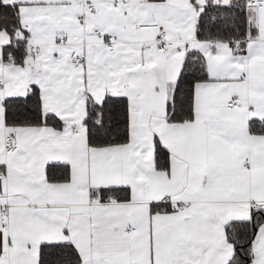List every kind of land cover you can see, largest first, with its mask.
Segmentation results:
<instances>
[{
    "label": "snow or ice",
    "instance_id": "snow-or-ice-1",
    "mask_svg": "<svg viewBox=\"0 0 264 264\" xmlns=\"http://www.w3.org/2000/svg\"><path fill=\"white\" fill-rule=\"evenodd\" d=\"M0 264H264V0H0Z\"/></svg>",
    "mask_w": 264,
    "mask_h": 264
}]
</instances>
